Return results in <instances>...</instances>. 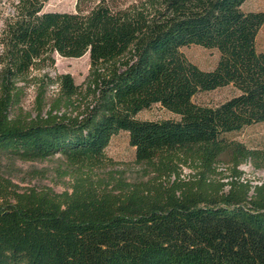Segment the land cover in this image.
I'll use <instances>...</instances> for the list:
<instances>
[{"label": "trees", "instance_id": "16d2710c", "mask_svg": "<svg viewBox=\"0 0 264 264\" xmlns=\"http://www.w3.org/2000/svg\"><path fill=\"white\" fill-rule=\"evenodd\" d=\"M47 1L11 0L0 29V160L60 153L92 164L127 131L138 161L184 153L203 171L118 191L6 188L0 264H264V182L251 194L239 176L228 192L207 179L224 154L235 175L248 160L264 169V149L227 137L264 122V11H245L246 0H77L75 11L45 10ZM191 45L217 50L216 66L191 61L182 51ZM55 53H89L85 88L70 73L31 77L54 66ZM20 82L38 85L35 117L18 111ZM52 84L58 92L47 101ZM228 85L236 93L217 105L194 100ZM156 103L179 118L136 117Z\"/></svg>", "mask_w": 264, "mask_h": 264}, {"label": "rangeland", "instance_id": "374dc122", "mask_svg": "<svg viewBox=\"0 0 264 264\" xmlns=\"http://www.w3.org/2000/svg\"><path fill=\"white\" fill-rule=\"evenodd\" d=\"M128 3L129 0H119ZM77 0H48L44 9L57 11H75ZM11 0H0V29L5 17L11 10ZM245 11H264V0H246L243 5ZM257 46L264 49V26L257 36ZM183 53L203 69H213L219 59V52L199 45L182 48ZM54 66H45L42 69H33L31 77H43L46 73L55 78L60 73H70L74 82L82 89L90 69L89 53L82 57H64L55 53ZM25 95L20 104L24 116L37 115L38 85L31 82L24 84ZM58 92V87L52 84L46 90V99L50 101ZM236 93L231 86H223L212 91L199 93L194 97L195 102L201 104L217 105ZM47 110V109H46ZM46 110L43 112L45 113ZM68 110L72 114L75 110ZM80 109H78L79 111ZM65 110L62 109L61 112ZM142 120L178 119L179 116L166 109L161 104H153L150 108L143 109L137 115ZM230 140L243 144L249 149H264V122L244 127L240 131L227 134ZM175 154L159 152L149 161H138L135 148L129 143L127 131L115 134L105 149V157L96 163H69L60 153L46 159L21 160L2 157L0 160V191L6 188L16 189L19 192L35 187L37 189L52 188L61 193L65 190L72 192L73 187H85L92 183L98 189H137L152 186L160 182L167 183L176 178L183 182L199 179L203 167L199 161L188 159L184 153ZM234 162L230 154H224L215 164L214 173H209V182L224 183L223 192H228L230 183L238 176L239 181L249 182L251 185H261L264 182V169L256 168L251 161H244L238 165L240 175H235ZM170 176V177H169ZM253 190L251 191V194Z\"/></svg>", "mask_w": 264, "mask_h": 264}, {"label": "built area", "instance_id": "2783aa9c", "mask_svg": "<svg viewBox=\"0 0 264 264\" xmlns=\"http://www.w3.org/2000/svg\"><path fill=\"white\" fill-rule=\"evenodd\" d=\"M253 186V185H252ZM255 187V185L252 187V190H253V188Z\"/></svg>", "mask_w": 264, "mask_h": 264}]
</instances>
